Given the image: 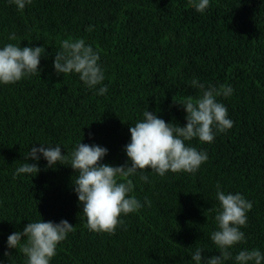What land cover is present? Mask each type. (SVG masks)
<instances>
[{
    "label": "trees",
    "instance_id": "1",
    "mask_svg": "<svg viewBox=\"0 0 264 264\" xmlns=\"http://www.w3.org/2000/svg\"><path fill=\"white\" fill-rule=\"evenodd\" d=\"M0 264H264V0H0Z\"/></svg>",
    "mask_w": 264,
    "mask_h": 264
}]
</instances>
